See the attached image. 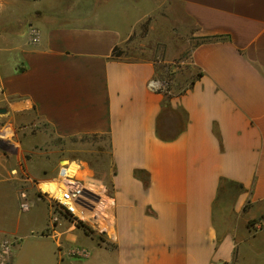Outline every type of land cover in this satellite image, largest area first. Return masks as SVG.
I'll return each mask as SVG.
<instances>
[{
	"label": "crops",
	"instance_id": "0c3cea01",
	"mask_svg": "<svg viewBox=\"0 0 264 264\" xmlns=\"http://www.w3.org/2000/svg\"><path fill=\"white\" fill-rule=\"evenodd\" d=\"M160 8L185 38L210 39L186 53L199 76L179 96L150 84L185 49L131 48ZM5 107L62 144L106 149L96 178L115 198L114 241L70 223L48 232L47 174L32 165L22 191L0 174L11 264H264V0H0Z\"/></svg>",
	"mask_w": 264,
	"mask_h": 264
},
{
	"label": "rangeland",
	"instance_id": "374dc122",
	"mask_svg": "<svg viewBox=\"0 0 264 264\" xmlns=\"http://www.w3.org/2000/svg\"><path fill=\"white\" fill-rule=\"evenodd\" d=\"M137 32L138 37L132 36V50L144 45L143 49L154 50L155 56L163 57L167 50L175 52L182 48L185 49L181 55L177 54L178 59L169 64V66L173 65L180 68L179 71L177 70L176 76L170 80L167 75L168 71H165V74H167L164 80H169L170 83L173 82L171 84L172 88H176L178 85L179 89H183L196 76V72L190 70L187 64L186 53L190 52L197 41L194 38H185L184 33L187 34L186 32L173 28V25L168 23L166 12L161 10V8L141 21L137 27ZM143 35H148V38L142 39L141 36ZM5 109L6 113L0 114L1 179L8 176L15 177V186L22 191L25 190L27 185L25 179L30 174L29 169L32 165L35 166V174L40 178L44 179L42 174H47V179H44L46 183L41 184L40 188L49 208V230H47L49 232L51 228H55L57 225L53 218L58 214L59 210L52 200L53 198L47 193L49 189L46 185L50 184L48 182L57 183L58 169L66 159H69V163H74L79 167L76 173L77 176L92 175L99 177L100 172L104 169L102 156L104 155L107 158V150H102L100 156L94 149L95 147L90 144H62L49 131L41 128L35 119L15 116L8 113L6 107ZM54 177L56 178L55 180H53ZM26 200V198L22 199L21 196L19 197L18 207L21 211H26V209L21 208L22 204L27 203ZM64 224L67 225L66 222H63L62 226ZM62 226H59L58 229ZM5 239L15 240L3 238L0 243ZM16 242L14 243L15 245Z\"/></svg>",
	"mask_w": 264,
	"mask_h": 264
},
{
	"label": "built area",
	"instance_id": "2783aa9c",
	"mask_svg": "<svg viewBox=\"0 0 264 264\" xmlns=\"http://www.w3.org/2000/svg\"><path fill=\"white\" fill-rule=\"evenodd\" d=\"M39 40L37 29L30 27V44L36 45ZM150 86L164 91L166 82L153 81ZM57 183L60 192L56 195L50 194L59 210L53 218L54 222L59 226H62L63 222L70 223V226L80 227L90 236L114 241L115 198L112 183L91 175L70 176L62 166L58 169ZM21 197L24 199V195L21 194ZM27 207V203L21 205L22 209ZM15 242L16 240L5 239L0 243V264H11ZM77 251L86 254L82 250Z\"/></svg>",
	"mask_w": 264,
	"mask_h": 264
},
{
	"label": "trees",
	"instance_id": "16d2710c",
	"mask_svg": "<svg viewBox=\"0 0 264 264\" xmlns=\"http://www.w3.org/2000/svg\"><path fill=\"white\" fill-rule=\"evenodd\" d=\"M197 43L196 44H204V43H207V42H210V39L208 38H201L200 40H196ZM119 52L117 50H115V56H118ZM170 66H173V65H170ZM164 67H167L168 69L166 70V72L168 71V78H170V80H172L175 76H176V72L177 70L179 71L180 68H176V71L173 72L171 71L170 67L169 66H164ZM199 76V75H198ZM197 75L191 79V81L189 82V84H187L183 89H179V86L177 85L176 88H172L171 84L173 83H170L169 80H164V82H166V87L164 89V92L165 94L169 95V96H179V95H182L183 93H185L187 90H189L192 85L194 84V81L195 79L198 77Z\"/></svg>",
	"mask_w": 264,
	"mask_h": 264
},
{
	"label": "bare ground",
	"instance_id": "6f19581e",
	"mask_svg": "<svg viewBox=\"0 0 264 264\" xmlns=\"http://www.w3.org/2000/svg\"><path fill=\"white\" fill-rule=\"evenodd\" d=\"M51 183H56V182H51ZM58 184V183H57ZM60 192V186L58 184L57 188L55 189V191L53 190L52 192H47L51 195H55V194H58Z\"/></svg>",
	"mask_w": 264,
	"mask_h": 264
},
{
	"label": "water",
	"instance_id": "95a60500",
	"mask_svg": "<svg viewBox=\"0 0 264 264\" xmlns=\"http://www.w3.org/2000/svg\"><path fill=\"white\" fill-rule=\"evenodd\" d=\"M6 110L5 109H0V114H5Z\"/></svg>",
	"mask_w": 264,
	"mask_h": 264
}]
</instances>
